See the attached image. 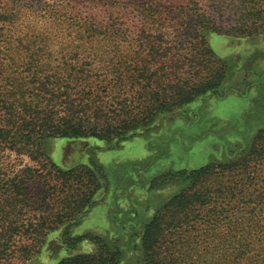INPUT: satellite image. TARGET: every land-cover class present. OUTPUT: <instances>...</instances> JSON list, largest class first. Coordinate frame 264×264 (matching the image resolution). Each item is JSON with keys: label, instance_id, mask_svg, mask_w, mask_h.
I'll return each mask as SVG.
<instances>
[{"label": "trees", "instance_id": "1", "mask_svg": "<svg viewBox=\"0 0 264 264\" xmlns=\"http://www.w3.org/2000/svg\"><path fill=\"white\" fill-rule=\"evenodd\" d=\"M76 1L69 0L60 10L59 27H66L68 34L59 33L56 37L61 35L64 42L53 45L55 38L29 26L22 28L23 23L18 25L31 23L33 17L23 21L21 8L0 0V159L7 152L27 155L50 167L64 187L72 179L89 183L86 194L65 197L56 218L26 221L23 215L31 201L27 181L21 174L4 178L0 166V264L33 259L48 235L57 230L62 232V245L71 251L88 239L98 245L93 253H71L58 264H120L124 256L121 247L91 234L71 235L79 222L70 219L90 208L95 193L104 187L102 180H108L107 171L96 162L63 169L51 160L47 144L54 139L79 144L97 139L114 149L141 132H149L164 117L175 115L197 98L222 96L228 90L230 67L209 45V35L226 34L221 27L225 24L230 27L227 33L234 36L264 35V0H231L232 4L226 0L220 8L214 4L209 16L186 21L187 30L167 48L159 44L162 40L157 36L140 33L141 51L136 58L128 55L122 66L113 68L117 82L108 83L92 80V70L78 67L76 59L83 54L96 57L98 49L115 47L121 40L134 43V27L146 20H134L125 27L106 15L83 12ZM96 1L108 4L107 0ZM27 3L31 10L45 7L44 0ZM159 5L148 1V9L141 15L155 17L160 13ZM58 50V59L53 61ZM161 58L164 62L159 65ZM122 83L128 88L125 97L117 88ZM151 182L153 188L178 184L181 192L144 228L141 249L145 264H173L163 250L167 233L190 227L192 215L200 210L220 216L219 220H203L207 236L210 229L216 231L217 226L226 225L225 215L237 216L227 224L232 241L213 236L218 239L215 254L232 244L236 247L230 264H264V220H256L253 212L264 208V129L249 147L231 149L224 160L214 159L195 169L168 170ZM256 186L259 188L253 189ZM258 233L261 235L256 236Z\"/></svg>", "mask_w": 264, "mask_h": 264}, {"label": "rangeland", "instance_id": "2", "mask_svg": "<svg viewBox=\"0 0 264 264\" xmlns=\"http://www.w3.org/2000/svg\"><path fill=\"white\" fill-rule=\"evenodd\" d=\"M3 1L5 5L21 8L23 21L28 16L33 17L29 24L19 22L18 25L23 23L22 28L29 26L30 29L55 38L53 45L64 42L62 36L68 34V31L66 27H59V19L63 14L60 10L70 3L69 0H44L45 7L40 11L31 10L28 0ZM148 1L160 4V13L155 17L146 14L144 18L141 15L148 9ZM107 3L105 5L101 1L98 4L96 0L76 1L83 12L89 15H106L124 23L125 27L134 20H146L134 27V43L121 40L114 44L115 47L98 49L95 52L98 55L91 57L92 59L86 54L76 59L78 67L92 70V80L100 79L109 83L117 82L118 76L113 68L122 66L128 55L136 58V53L141 51V39L138 37L140 33L146 31L157 36L162 40L159 44L167 48L171 44L169 42H176L184 30H187L184 24L186 21L195 20L201 15L209 16L214 4L220 8L226 5V0H107ZM127 5H132L133 8H128ZM34 12L37 13L33 15ZM221 27L225 28L226 34L213 33L209 35L208 42L217 57L227 61L230 67L228 90L225 94L197 98L175 115L164 117L149 132H141L114 149L97 139L81 144L54 139L47 144L51 160L63 169L96 162L107 171L108 180H102L104 187L95 193L90 208L70 219L79 222L72 228L71 235L91 234L108 240L110 245L121 247L124 256L120 264H145L141 249L142 232L153 217L181 192L178 184L153 188L151 181L155 177L168 170L195 169L214 159L224 160L231 149L237 146L249 147L258 132L264 129V35L242 38L227 33L230 32L227 24ZM59 33L62 36L57 38ZM52 49L56 50V47ZM60 51L55 52L53 61ZM177 51L174 47V52ZM162 52L164 53L163 49L160 50L161 54ZM158 59L159 56L156 60ZM67 61L70 62L68 58ZM163 62L162 59L158 64ZM247 84L251 86L247 88ZM117 88L120 96L125 97L128 89L126 83L117 85ZM0 166L4 178L21 174L27 181L31 201L23 215L26 221L56 218L65 197L88 192L85 187L89 184L88 180L84 179L81 183L72 179L64 187L50 167L31 160L27 155L4 153ZM219 181L225 182L227 179ZM258 188L256 186L253 189ZM74 201L75 199L70 200L68 204ZM253 212L256 220H264V208L258 207ZM225 216L227 219L223 220H228L225 221L226 225L217 226L216 231L210 229V235L207 236L203 220H219L220 216L195 211L191 217V225H187L190 227H177L173 234L167 233L166 243L163 245V250L169 257L167 261L173 264H230L234 259L235 245L229 244L219 254L214 253V242L218 239L213 236L217 234L220 238L230 239L227 224L229 220H237V216ZM177 220L183 218L177 217ZM260 235L258 233L256 236ZM62 241V232L54 231L48 235L47 242L37 256L27 262L15 259L13 264H58L71 253H93L98 249V245L90 239L72 251L62 245ZM18 242L22 244V241Z\"/></svg>", "mask_w": 264, "mask_h": 264}]
</instances>
